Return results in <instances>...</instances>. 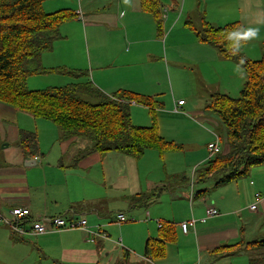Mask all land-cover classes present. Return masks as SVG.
Wrapping results in <instances>:
<instances>
[{"label": "crops", "instance_id": "obj_1", "mask_svg": "<svg viewBox=\"0 0 264 264\" xmlns=\"http://www.w3.org/2000/svg\"><path fill=\"white\" fill-rule=\"evenodd\" d=\"M76 1L78 7L75 8L73 0L58 1L59 5H67L62 9H72L77 16L60 26V37L50 51L42 54L41 63L46 68L81 69L85 71L83 77L66 76V81H89L106 95L128 90L159 99L158 95L165 93L161 90L162 80L167 77L166 86L169 87L172 77L176 78L181 72L186 76L187 88L196 98L204 100L205 107L215 92L231 96L228 90H219L225 83L227 61L237 66L233 70L238 69L243 81L244 71L239 61L222 58L214 46L198 41L186 21L191 20L196 26L202 17L214 26L238 22L242 31L248 26L244 30L246 33L264 35L261 31L264 30V0H160L162 23L159 30L152 14L141 8L140 0ZM48 2L52 0H45L43 8ZM81 2L86 3L85 8ZM47 8L54 11L49 5ZM254 28L258 30L254 32ZM263 43L264 38L258 43L260 50ZM238 51H241V45ZM233 77L235 73L226 81ZM170 95L173 104L167 101L169 109L174 106L171 114L204 120V110L198 105L184 102L174 110L175 99L182 100L177 98L182 94L171 90ZM170 95L165 94L166 99ZM133 105L130 106L131 120L134 113L137 114ZM169 109L166 112L170 113ZM26 116L29 117L0 102L1 211L7 214L12 207L26 206L34 216L83 217L90 228L100 229L110 238L113 225L117 224L124 232L125 225L134 224L131 223L134 215H127L126 208L128 212L144 209L151 229L138 235L139 248L134 250L135 247H123L119 236L115 242L103 237H96L91 242L86 240L83 231L62 230L21 238L0 225V264H101L103 259V264H107L114 258L113 264H249L250 258L264 256V249H245L234 255L224 254L225 250L218 251L222 245L264 239V164L250 168L246 175L229 183L215 185V177H198V167L202 163L204 166L207 158L197 160L188 181L184 170H170L165 165L158 168L157 164L140 168L139 161L145 153L153 154L147 150L135 160L137 166L134 163L130 166L134 176L127 180L128 192L123 191L115 198L111 157L116 156L129 166V161L121 159L123 155L92 152L75 164V155L87 147L88 142L77 138L58 139L57 156L52 162L44 163L45 154L51 149L41 150L37 136L42 154L35 159L36 163L25 165L27 158L17 145V136L20 129H27ZM20 122L24 124L21 126ZM55 130L58 134L56 127ZM224 130L220 126L212 131L218 136L222 153L229 150ZM210 135L215 139L214 134ZM201 190L204 192L198 194ZM163 195L172 206L170 214L164 216L166 218L155 215L152 209ZM115 199L120 206L114 207ZM186 200L190 215H179L180 206L176 207V204L187 211ZM254 203L255 209H250ZM207 207L216 208L219 214L202 222L200 219ZM117 213H123L125 220L118 223ZM190 218L196 220L195 226L183 233L179 224ZM165 222L174 224L176 239L166 243L163 257L149 259L144 255L146 241L157 238L158 224ZM109 243H115L113 250L121 248V254L116 252L115 256H110L106 250Z\"/></svg>", "mask_w": 264, "mask_h": 264}, {"label": "trees", "instance_id": "obj_2", "mask_svg": "<svg viewBox=\"0 0 264 264\" xmlns=\"http://www.w3.org/2000/svg\"><path fill=\"white\" fill-rule=\"evenodd\" d=\"M44 1L0 0V102L34 119L51 122L60 132V141L71 138L87 141L89 145L75 155V164L92 152H115L139 160L147 150L162 155L181 149L159 134L155 115L161 105L152 96L128 90L106 95L86 80L36 90L27 87L30 76L57 74L76 79L85 74L81 69L42 65L41 56L60 37V26L77 16L72 9L45 12ZM140 4L152 14L159 30L160 0H140ZM186 24L198 41L214 46L222 58L239 61L244 71L237 97L215 92L205 105V110L215 113L225 129L229 150L208 159L198 170V177H215V185L226 184L246 175L250 168L264 164V43L261 57L251 60L238 51L244 41L238 22L214 26L202 17L199 26L191 20ZM133 103L149 109L151 126L132 123ZM17 145L27 159L42 154L35 131L20 129ZM201 192L204 191L198 194ZM159 229L157 238L146 241L144 255L149 259L163 257L166 243L176 239L174 224L165 222ZM245 249H264V239L222 245L218 251L234 255ZM249 264H264V256L250 258Z\"/></svg>", "mask_w": 264, "mask_h": 264}, {"label": "rangeland", "instance_id": "obj_3", "mask_svg": "<svg viewBox=\"0 0 264 264\" xmlns=\"http://www.w3.org/2000/svg\"><path fill=\"white\" fill-rule=\"evenodd\" d=\"M58 1L59 0H52V2H48L47 4L45 3L44 8H43L44 11L53 12L47 8L48 5L51 9H54V11H57L58 8H59L58 10H61L62 8L67 6V5H59L60 3ZM72 5L74 6V8L76 6L78 7L77 1L73 0ZM81 6L82 8H85L86 3L81 2ZM247 27L248 26H244L245 29H247ZM244 30L242 31L244 41L241 44L240 53L246 58L251 59V60L259 59L261 57V50H260V45H258V43L261 42V40L264 38V35L257 34L258 33L256 32V30H258L257 28H254L255 30L254 32L256 33H251V34L246 33V31ZM261 31L264 32V30H261ZM243 49L245 50V52H243ZM236 67L237 66L235 64L227 61V67H226L227 74L225 77V83L223 86H220L221 88L219 87V90L221 89L228 90L227 92L233 97H237L239 95V91L241 90V87H242V85L240 84H243V78L242 80L240 79L238 69L233 70ZM233 73H235V77H233L232 80L226 81V78L230 75L232 77ZM67 78L66 76L57 75V74L35 75V76H32L30 80H28L27 87L32 88V89L34 88L44 89L47 87L62 86L69 82V81H66ZM167 81H168V78L166 77V80L164 78V80H162V83H161V90H163L165 93L158 95L159 99H155L152 96L156 101L160 102V105H161V107L156 110V115H155L156 125H157L158 132L162 137H164L168 141H173L174 143L180 145L181 149L174 150V151L168 150V151H165L162 155H160L155 150H150L152 151L153 154H149L148 152H146L145 156H143V158H141V160L139 161L140 163L139 167L141 168L143 166H151V165L157 164L158 168H161V165H165V166H168L170 170H172L173 168H176V170H181V171L184 170L186 174L185 176L189 177L188 179L189 181L191 179L190 176L192 172V167L197 162V160H200L201 158H204V157L207 159H210L208 157L207 150H205L206 149L205 144L208 142L214 141V138L212 135H210L211 134L210 132L214 131L216 127H219L220 129L221 125H220L219 118L215 113L205 110L204 100L196 98L195 94H192V92L187 88L186 86L187 79L183 73L181 72L178 73L176 78L172 77V80L170 81V85H169L170 88L168 87V85L166 86ZM191 84L192 82L189 80L190 87H191ZM228 86L230 89H228ZM182 87L185 88V90H182ZM186 88L188 90H186ZM168 90L169 92H167ZM171 90L182 94L181 96L177 98L182 99L183 102L188 103L189 105L193 104V106L194 105L200 106L201 109L204 110L203 111L205 115V117H203L204 120H201L200 118H197V117L192 120L185 116L171 114L173 112L174 106L171 109H169L170 104H168L167 102L169 101L171 104H173V99L171 98V95H170ZM165 94H169L170 96H167V99H166ZM144 96H150V95L144 94ZM175 101L177 102L176 99ZM198 106H195V108H198ZM133 107L137 109L136 110L137 114L134 113V117L131 120L132 123L135 124L136 122H138V123H143L145 126H151L153 120L150 115L149 109L140 104H135L133 105ZM131 109L132 108H130V112H131ZM168 109L170 110V113L166 112L168 111ZM26 119L27 120L25 121V127H27V129H24V130H31L37 133V136L39 139V148L41 150L47 149V151L51 149L50 152L45 154L46 157H44V159L45 158L46 159L44 163L52 162L54 158L57 156L56 149H59V145H60L58 142V139L60 137L59 130L57 129L58 134H59L58 135L55 130V127L49 121H46L43 119L36 120L30 116L29 117L26 116ZM44 123H48V124H44ZM22 124L24 123L20 122L21 126ZM224 135L225 133H223V136ZM120 156H122V154H120ZM122 157L123 158L121 159L125 161H129L130 163L129 166L124 165L122 160H119L118 158H116V156L111 157L112 162H111L110 168L114 174L113 182L115 183V186L113 187V189H114L115 198H117L118 195H120L123 191L128 192L129 189L126 186V183L128 182L127 180L134 176V174H132L133 169L130 168V166L132 167L133 163L136 166L138 164L132 158H129L124 155ZM105 161L106 159L104 160V162ZM205 163L206 162H204V164ZM201 167H203V163L198 167V169ZM210 182H213V181L210 180ZM164 197H165L164 195L161 196L160 202L152 206L153 213L155 215H160L161 218H163L164 216H168L172 208V206H170V204L164 200ZM117 201L118 200L115 199V201L113 202L115 203L114 207L120 206V203H117ZM194 202L195 200L193 201V203ZM185 203L187 206V211H186V208L182 207V205L176 204V207L180 206L179 212H178L179 215H186V214L190 215L188 213L189 203L187 202V200ZM127 209L128 208L125 209V211L127 212V215L128 214L134 215L133 216L134 221L131 222L134 224L131 226L125 225L124 232L121 231L120 227H118L117 224L113 225L110 231L111 237L110 238L108 237L109 238L108 240L115 242L119 236L122 240L123 247H126V248L129 247L130 249L135 247L134 250L136 249L138 250L139 247L137 245V237L141 232L147 229H151V224L149 221H147V218L145 217L144 209H137V210L130 211V212H128ZM152 219H155V218L152 217ZM113 244L109 243V246L106 247V250L109 251V255L115 256L116 252L118 254H121V248L117 247L116 250H113V248L116 247ZM104 261L105 260L103 259L101 264H103ZM108 262L107 264H113L115 262V258L110 261L108 260Z\"/></svg>", "mask_w": 264, "mask_h": 264}, {"label": "built area", "instance_id": "obj_4", "mask_svg": "<svg viewBox=\"0 0 264 264\" xmlns=\"http://www.w3.org/2000/svg\"><path fill=\"white\" fill-rule=\"evenodd\" d=\"M183 100H179L176 103L175 109L183 104ZM215 135L214 141L207 143L206 149L208 157L211 158L217 153H221L220 145L218 142V136ZM37 159V157H34ZM258 200V195H256ZM250 209H255V203L250 206ZM219 212L214 207H207L204 217L200 221L204 222L207 218L218 215ZM117 222L120 223L125 220L123 213H117ZM196 220L190 218L186 221H182L179 226L183 233H187L190 228H194ZM0 225H4L10 229V231L18 237H32L40 234H44L52 231L62 230H80L86 233L87 241H94L96 237L108 238L100 229H92L88 226L87 221L83 217L63 216V215H32L29 208L24 207H12L8 210L7 214L0 210ZM161 224H158L160 227Z\"/></svg>", "mask_w": 264, "mask_h": 264}, {"label": "water", "instance_id": "obj_5", "mask_svg": "<svg viewBox=\"0 0 264 264\" xmlns=\"http://www.w3.org/2000/svg\"><path fill=\"white\" fill-rule=\"evenodd\" d=\"M4 146H6V143L4 144ZM34 163H36V160L35 159H26L24 161V164L25 165H30V164H34Z\"/></svg>", "mask_w": 264, "mask_h": 264}]
</instances>
